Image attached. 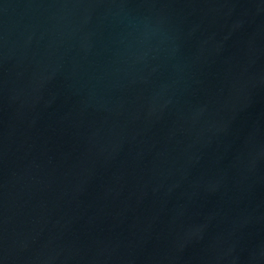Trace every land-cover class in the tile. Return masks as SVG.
<instances>
[{"label":"water","instance_id":"1","mask_svg":"<svg viewBox=\"0 0 264 264\" xmlns=\"http://www.w3.org/2000/svg\"><path fill=\"white\" fill-rule=\"evenodd\" d=\"M0 264H264V0H0Z\"/></svg>","mask_w":264,"mask_h":264}]
</instances>
